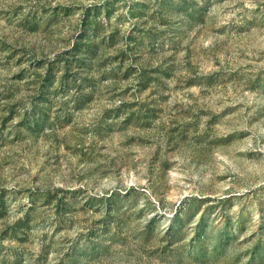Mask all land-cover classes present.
I'll return each mask as SVG.
<instances>
[{
	"label": "rangeland",
	"instance_id": "rangeland-1",
	"mask_svg": "<svg viewBox=\"0 0 264 264\" xmlns=\"http://www.w3.org/2000/svg\"><path fill=\"white\" fill-rule=\"evenodd\" d=\"M0 264H264V0H0Z\"/></svg>",
	"mask_w": 264,
	"mask_h": 264
},
{
	"label": "trees",
	"instance_id": "trees-1",
	"mask_svg": "<svg viewBox=\"0 0 264 264\" xmlns=\"http://www.w3.org/2000/svg\"><path fill=\"white\" fill-rule=\"evenodd\" d=\"M96 21L95 19L86 20L84 23L83 30L76 37L74 42L70 45L69 48L63 50L60 53H57L53 59L46 62V70L41 76L40 91L36 95V99L43 97V94L49 86V81L56 78V84L66 91L69 89H76L79 87L80 81L85 80L86 78L79 77L80 70L83 68L84 58L88 55H95V51L88 49L89 43L93 41V38L96 36ZM44 61H39L37 64L41 65ZM54 64L57 66L54 67ZM60 68V69H58ZM55 76V74H57ZM44 91V93H42Z\"/></svg>",
	"mask_w": 264,
	"mask_h": 264
}]
</instances>
